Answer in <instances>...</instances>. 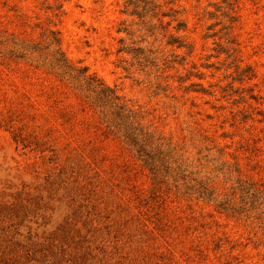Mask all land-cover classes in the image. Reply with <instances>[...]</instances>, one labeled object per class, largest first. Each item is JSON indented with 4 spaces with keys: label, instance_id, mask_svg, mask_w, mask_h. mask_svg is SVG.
I'll use <instances>...</instances> for the list:
<instances>
[{
    "label": "rangeland",
    "instance_id": "obj_1",
    "mask_svg": "<svg viewBox=\"0 0 264 264\" xmlns=\"http://www.w3.org/2000/svg\"><path fill=\"white\" fill-rule=\"evenodd\" d=\"M0 264H264V0H0Z\"/></svg>",
    "mask_w": 264,
    "mask_h": 264
},
{
    "label": "trees",
    "instance_id": "obj_2",
    "mask_svg": "<svg viewBox=\"0 0 264 264\" xmlns=\"http://www.w3.org/2000/svg\"><path fill=\"white\" fill-rule=\"evenodd\" d=\"M64 60L58 59L57 64L66 70L71 69L76 71L74 78L80 81L79 87L94 94L93 102L104 110V114L108 117L109 121L115 123L122 121L124 123L125 140L135 148L140 156L142 153H146L147 147H150L151 143L148 141L147 135L144 134L140 122L132 109H129L122 102L120 96L111 87L105 85L94 76L87 75V69L85 67L73 69L67 63L65 64Z\"/></svg>",
    "mask_w": 264,
    "mask_h": 264
}]
</instances>
